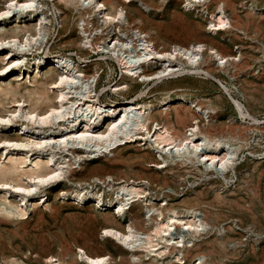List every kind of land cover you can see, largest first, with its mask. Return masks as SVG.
Here are the masks:
<instances>
[{"label":"rangeland","instance_id":"1","mask_svg":"<svg viewBox=\"0 0 264 264\" xmlns=\"http://www.w3.org/2000/svg\"><path fill=\"white\" fill-rule=\"evenodd\" d=\"M146 1L153 8L146 9L139 0L131 3L117 0L132 19H142L143 30L158 36L159 49L165 47L171 51L180 44L189 45L192 49L194 44L206 43L205 52L221 70L206 74L193 66L181 75L144 83L142 77L130 75L118 58L119 54L124 57L128 53L135 55L134 51L131 52L134 50L133 45L123 51L111 49L114 48L113 43L110 45L111 50L103 46L98 50L92 49L88 44V34L81 28L83 17L72 7L67 10L68 17L62 27L60 18L49 22L51 35L40 55L65 54L79 63L81 68L97 74V85L103 89L99 98L103 104H107L105 108L125 100H146L152 110L134 112L142 120L154 112L161 122H165L159 111L165 112L163 99L171 95L172 99H176L175 103H185L197 111L201 124L238 129L242 132L245 147L237 155L232 170L227 172V168L220 163L218 171H212L206 170L205 164L202 169L188 158L172 155L162 158L159 152L161 147L154 142V138L146 135L141 134L135 140L126 142L124 133L133 129L134 122H130L126 131L120 133L110 145L71 143L70 146L78 145V149L83 151L81 156L74 158L69 154L67 158H73L74 166L78 168L84 158L88 159L85 171L76 180L63 177L53 181L49 185L52 189L48 191L46 200L30 207L24 218H1L0 264H10L13 259L21 264H51V257L61 258V263L57 264H85L79 255L81 248L93 255H109L110 264H129L130 261L132 264H264V0H207L204 4L195 2L196 7L191 6L188 0ZM45 2L47 6L51 3L49 0ZM5 4L6 0H0V8ZM220 8L233 23L232 27L227 23V27L222 30L214 29L212 14ZM99 19L102 22L101 14ZM6 28H10V25ZM79 38H82V43ZM214 46L224 53L232 54L231 61L242 62V67L245 65L246 68L235 72L231 66V72L226 71L224 60L211 49ZM35 56L36 53L31 58ZM126 58L134 59L135 56L127 55ZM197 59H201V53ZM123 81L128 83V87L114 90L112 86ZM95 85L96 81L93 89ZM199 102H204L211 112L215 108L218 115L209 121L208 115L196 106ZM237 102L245 107L248 116L240 115ZM128 110L133 111L132 108ZM182 112L190 114L185 110ZM83 113L92 114L93 111L86 107ZM76 115L71 114L70 118ZM116 143L120 144L116 152L118 161L111 163L105 155L107 158L113 157L117 146L112 147ZM229 146L233 150L235 145ZM91 148L96 153L89 157L84 151ZM176 148H170L172 153L176 152ZM67 162H63L64 171L68 169ZM207 163L210 165L211 161L207 160ZM100 166L102 168L97 169ZM110 175L120 178L119 182L123 181L122 176L129 177L130 183L136 178L138 184L150 188L145 200L133 204L135 211L146 219L147 224L151 223L150 214L155 210L153 202L157 206L163 205L165 212L171 207L180 211L190 208L199 217L207 215L211 223L201 226V232L195 237L188 238L194 257L179 260L171 254L153 256L146 252H132L117 240L104 236L105 227L125 226L113 220L114 208L103 207L94 201L78 203L62 194L64 190L70 189L71 192L81 187L80 184L86 187L90 182H95L94 189L101 188L100 192L106 189L107 195L112 194L116 186ZM97 177L107 179V183H102ZM167 179L172 180L166 186ZM177 179H180L179 183H176ZM127 220L121 221L122 224L130 222V218Z\"/></svg>","mask_w":264,"mask_h":264},{"label":"bare ground","instance_id":"2","mask_svg":"<svg viewBox=\"0 0 264 264\" xmlns=\"http://www.w3.org/2000/svg\"><path fill=\"white\" fill-rule=\"evenodd\" d=\"M45 1L6 0L5 6L0 8V220L8 217L24 218L30 207L38 206L46 200L48 191L52 189L49 185L53 181L63 177L69 180L80 177L86 169L88 159L84 158L80 167H75L73 158L67 157L69 154L74 158L81 156L83 150L80 151L78 145L69 144L110 145L120 133L126 131L130 122H134V127L124 133L126 142L135 140L141 134L146 135L154 138V142L161 147L159 152L162 158L171 155L188 158L198 163L201 168L205 164L204 168L212 171H218L220 163L230 172L236 163L237 155L245 147L242 132L235 127L216 128L213 124L205 126L198 120L200 116L197 111L185 103H175L176 99H172L171 95L163 99L165 112L159 111L165 122H161L154 112L150 113L146 120H142L134 112L152 110L146 100H125L109 104L110 107L105 108L107 104H103L99 98L103 89H99L97 85V74L81 68V65L72 61L68 55H40L51 35L49 22L60 18L62 27L68 17L67 10L71 7L83 17L81 28L88 34V44L92 49L98 50L103 46L109 50L123 51L133 45L134 50L131 52L134 51L135 55H127L135 56L134 59L120 54L118 58L130 75L142 77L144 83L181 75L193 66L206 74L221 70L216 61L205 52L206 43L194 44L192 49L183 44L171 51L165 47L159 49L158 36L143 30L142 19H132L117 0H49V6ZM123 1L131 3L134 0ZM139 1L146 9L153 8L146 0ZM206 1L188 0V3L196 7L195 2L204 4ZM59 5L63 7L60 8ZM100 14L102 22L99 19ZM212 17L216 30L224 29L227 23L233 26L223 8L213 13ZM7 25H10V28H6ZM79 39L82 43V38ZM112 43L114 48L110 47ZM211 49L224 60L226 71L231 72L233 68L235 72L243 70L245 65L242 67V62L231 61L232 54L224 53L216 46ZM34 53L37 56L31 58ZM200 53L201 59L198 60ZM112 87L114 90H120L128 87V83L123 81ZM178 99L184 101L185 98ZM237 104L240 115L248 116L245 107L241 103ZM196 106L208 115L209 121L218 115L215 108L211 112L204 102H199ZM86 107L93 113L84 114ZM131 108L133 111L128 110ZM183 110L190 114L182 112ZM71 114L77 115L71 119ZM194 119L197 120L191 122ZM231 144L235 145L233 150L229 148ZM119 145L116 143L112 147L117 146L112 158L105 155L106 160L111 163L118 161L116 152ZM172 146L177 147L174 153L170 150ZM225 150L228 151L223 153ZM95 151L91 148L84 152L92 157ZM207 160L211 161L210 165H207ZM63 162L68 163V169L65 171ZM110 177L114 187L116 186V191L112 194L107 195L106 189H102V192L101 188L94 189L95 182H90L86 187L80 184L81 187L74 188L71 192L70 189L64 190L62 194L78 203L94 201L103 207L114 208L113 220L125 226L105 227L104 236L117 240L132 252H146L153 256L171 254L179 260L194 257L192 248L188 245V238L195 237L201 232V226L211 223L207 220V215L199 217L194 210L190 211V208L180 211L171 207L165 212L163 205L157 206L153 202L152 207L155 210L150 214L151 223L147 224L146 219L135 211L133 204L145 200L150 188L138 184L136 178L130 183L127 176H122L121 182L118 181L120 178L113 175ZM97 178L102 183H107V179ZM171 180L167 179L166 186L170 185ZM179 180L177 179L176 183H179ZM173 189L176 191L175 187ZM12 195L15 197L12 198ZM116 213L118 215H115ZM127 218H130V222L122 224L121 221L126 222ZM79 255L85 264L111 263L109 255H93L83 248L80 249ZM50 261L51 264L61 263V258L51 257ZM10 264L21 263L13 259Z\"/></svg>","mask_w":264,"mask_h":264}]
</instances>
